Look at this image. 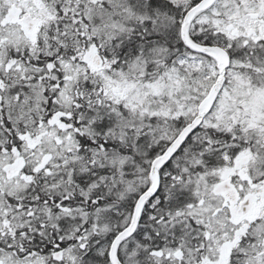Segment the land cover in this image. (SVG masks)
Instances as JSON below:
<instances>
[{
    "label": "snow or ice",
    "instance_id": "obj_1",
    "mask_svg": "<svg viewBox=\"0 0 264 264\" xmlns=\"http://www.w3.org/2000/svg\"><path fill=\"white\" fill-rule=\"evenodd\" d=\"M0 264H264V0H0Z\"/></svg>",
    "mask_w": 264,
    "mask_h": 264
}]
</instances>
